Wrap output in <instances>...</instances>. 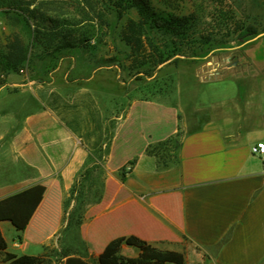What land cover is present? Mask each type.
Listing matches in <instances>:
<instances>
[{
  "label": "crops",
  "instance_id": "obj_1",
  "mask_svg": "<svg viewBox=\"0 0 264 264\" xmlns=\"http://www.w3.org/2000/svg\"><path fill=\"white\" fill-rule=\"evenodd\" d=\"M2 76L16 103L0 106V264L43 254L85 169L96 264H264V106H193V120L137 87Z\"/></svg>",
  "mask_w": 264,
  "mask_h": 264
},
{
  "label": "rangeland",
  "instance_id": "obj_2",
  "mask_svg": "<svg viewBox=\"0 0 264 264\" xmlns=\"http://www.w3.org/2000/svg\"><path fill=\"white\" fill-rule=\"evenodd\" d=\"M118 1L0 0V5H20V20L29 18L30 66L21 65L15 72L28 75L35 83L55 74L71 79L90 77L94 84L106 83L117 92L141 88L143 96L179 106L183 117L193 120L204 117V111L194 112L193 106L237 102L239 106H264V46L260 43L264 36L251 41L252 37L245 36L248 27L255 36L264 32V0H149L148 5L158 11L189 16L184 46H199L205 40L212 43L203 54L175 53L160 63L150 43L153 38L154 44H161L160 34L148 29L137 8L125 9ZM4 8L0 6L3 49L12 32H19L23 24L10 20L14 13H4ZM116 10H121L119 16ZM33 31L36 38L32 42ZM164 37L173 38L168 33ZM66 40L71 46L62 47ZM2 75L0 83L5 80ZM15 103L16 96L0 91V106ZM91 196L87 194L81 207L75 198L70 199L72 205L65 212L66 219L72 218L47 245L41 264H62L65 255H71L69 264H96L87 249L99 244L81 234L91 229L83 225Z\"/></svg>",
  "mask_w": 264,
  "mask_h": 264
},
{
  "label": "trees",
  "instance_id": "obj_3",
  "mask_svg": "<svg viewBox=\"0 0 264 264\" xmlns=\"http://www.w3.org/2000/svg\"><path fill=\"white\" fill-rule=\"evenodd\" d=\"M124 3V4H123ZM117 4H120V6L124 5L123 8L127 9L130 7L137 8L141 15L143 16V23L147 24L149 26V30L155 31L154 33L160 34V42L161 44H154L153 38H151L150 43L152 48L155 50L154 52L157 53L158 61L157 63H160L164 59L170 57L171 55L175 53H188V54H203L205 53L209 47L208 44L210 43L209 40H205L202 45L199 46H184L182 44L183 40L187 37V30L189 29L188 21L189 16L183 15L178 16L172 12L165 11V10H156L152 6L148 5L150 4L149 0H119ZM0 6H4L3 9L4 13H14L10 17V20H12L15 23L20 24V21L23 22L22 29H20L19 32H12L9 39H7V44L4 45V49L0 48V73L1 74H7L9 72H15L18 69H20L21 65H29L30 64V58H29V49L32 43L29 45V30L26 28L29 27V18H22L20 20L19 16H22L21 12V6L16 4L13 6V4L1 2ZM117 14L121 13V10H116ZM23 17V16H22ZM28 30V31H27ZM148 30V31H149ZM147 32V30H146ZM168 33L171 37L170 40L166 39L164 36ZM23 36H26L25 38H22ZM245 36L248 37H254L255 31L251 28H247V34ZM177 37L181 41L177 42L174 40V38ZM36 38V34L33 31L32 33V42L33 39ZM162 40V41H161ZM62 47L71 46V44L66 40L65 43L61 44ZM185 47V48H184ZM188 50L187 52H184L185 50ZM30 66V65H29ZM28 67V66H27ZM0 74V75H1ZM1 77V76H0ZM80 179L75 182L73 185V188L71 190L70 198H75V201L77 202V205L81 207V204H83L85 197L88 195L91 196V202L95 201L99 198L98 194L100 193L99 189H96L94 191H91L89 189H85V183L91 182V179L93 181H96L91 175L90 169L83 170L80 175ZM98 182V181H96ZM74 195L76 197H74ZM70 198L68 200H70ZM78 207V208H79ZM76 208L74 211L75 213L79 214V211ZM80 217V216H79ZM67 222L70 221L69 219L72 218V216L67 217ZM119 241H122V239L115 241L116 246L118 247L119 244H117ZM131 241L134 243L139 244L140 240L138 238H132ZM115 259L116 264H124V260L122 256H119L116 254L115 256H112ZM42 258L40 256H28V255H21L14 259L12 262L8 264H41Z\"/></svg>",
  "mask_w": 264,
  "mask_h": 264
},
{
  "label": "built area",
  "instance_id": "obj_4",
  "mask_svg": "<svg viewBox=\"0 0 264 264\" xmlns=\"http://www.w3.org/2000/svg\"><path fill=\"white\" fill-rule=\"evenodd\" d=\"M251 152L256 155L264 154V142H257L251 147Z\"/></svg>",
  "mask_w": 264,
  "mask_h": 264
},
{
  "label": "water",
  "instance_id": "obj_5",
  "mask_svg": "<svg viewBox=\"0 0 264 264\" xmlns=\"http://www.w3.org/2000/svg\"><path fill=\"white\" fill-rule=\"evenodd\" d=\"M262 36H264V32L257 34L256 36L252 37L249 41H251V40H255V39H257L258 37H262ZM260 43H261V45L264 46V38L261 40ZM180 57H183V56H180Z\"/></svg>",
  "mask_w": 264,
  "mask_h": 264
}]
</instances>
